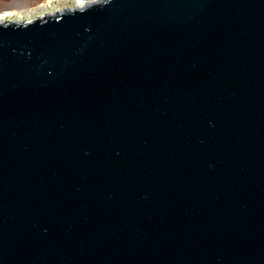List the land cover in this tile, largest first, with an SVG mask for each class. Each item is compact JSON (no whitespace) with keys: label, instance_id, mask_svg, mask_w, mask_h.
Listing matches in <instances>:
<instances>
[{"label":"water","instance_id":"water-1","mask_svg":"<svg viewBox=\"0 0 264 264\" xmlns=\"http://www.w3.org/2000/svg\"><path fill=\"white\" fill-rule=\"evenodd\" d=\"M0 264H264V0L0 21Z\"/></svg>","mask_w":264,"mask_h":264},{"label":"rangeland","instance_id":"rangeland-1","mask_svg":"<svg viewBox=\"0 0 264 264\" xmlns=\"http://www.w3.org/2000/svg\"><path fill=\"white\" fill-rule=\"evenodd\" d=\"M75 0H0V12L13 11L7 20L29 21L38 16L73 7Z\"/></svg>","mask_w":264,"mask_h":264},{"label":"bare ground","instance_id":"bare-ground-1","mask_svg":"<svg viewBox=\"0 0 264 264\" xmlns=\"http://www.w3.org/2000/svg\"><path fill=\"white\" fill-rule=\"evenodd\" d=\"M89 1L91 0H75V4L74 6H83L85 4H87ZM14 12L13 11H9V10H3L0 12V21H5L7 17L13 15Z\"/></svg>","mask_w":264,"mask_h":264}]
</instances>
